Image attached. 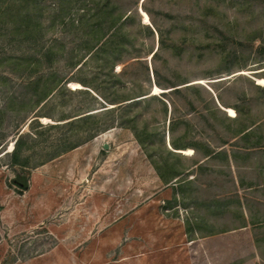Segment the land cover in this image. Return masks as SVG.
Wrapping results in <instances>:
<instances>
[{
    "label": "rangeland",
    "instance_id": "rangeland-1",
    "mask_svg": "<svg viewBox=\"0 0 264 264\" xmlns=\"http://www.w3.org/2000/svg\"><path fill=\"white\" fill-rule=\"evenodd\" d=\"M34 4L0 30V264H264V0H110L103 35L105 0Z\"/></svg>",
    "mask_w": 264,
    "mask_h": 264
},
{
    "label": "trees",
    "instance_id": "trees-1",
    "mask_svg": "<svg viewBox=\"0 0 264 264\" xmlns=\"http://www.w3.org/2000/svg\"><path fill=\"white\" fill-rule=\"evenodd\" d=\"M36 0H0V30L1 27L6 25V21L11 23V29L7 32V35H9L12 38L19 37L20 40L25 39H32L34 35L37 33V16L39 14L36 5L34 4ZM106 5L104 7H97L96 11L89 15L87 17V14L84 13L83 15H80V26L86 27L88 26L90 20L95 22V27L93 31L95 30L94 34H101L103 35V29H104V24L105 21H109L110 25H115L118 24L119 21L122 19L123 15L118 14L117 16H114L113 11L115 9H112V12H107L105 10V7L108 6L110 3V0H105ZM111 14V15H110ZM92 31V32H93ZM27 57L22 56L21 61L24 63L26 62ZM236 110V109H235ZM237 111V110H236ZM255 126V125H253ZM253 126H250L247 129L239 130L240 133L242 134L241 140L242 141H247L250 138V133L260 125L256 126L255 128L251 129ZM21 141V140H20ZM18 142L16 145V149L12 155V164L15 165H23L20 163L19 160V154L21 151V142ZM140 141V139H139ZM237 141H234L233 143L230 144L233 145ZM229 144V143H228ZM227 143L225 145H228ZM234 146V145H233ZM220 156H224V158H227V154L225 151H220L219 153H206V157L202 161L203 164L207 162L208 160H211L213 158ZM151 162L154 164V166L158 169V163L156 160L153 159L152 155H149ZM202 165V164H201ZM200 165V166H201ZM180 175V174H179ZM14 184L21 189H27V178L21 175H16L14 178ZM255 225V224H254Z\"/></svg>",
    "mask_w": 264,
    "mask_h": 264
},
{
    "label": "crops",
    "instance_id": "crops-1",
    "mask_svg": "<svg viewBox=\"0 0 264 264\" xmlns=\"http://www.w3.org/2000/svg\"><path fill=\"white\" fill-rule=\"evenodd\" d=\"M203 165V162H202ZM249 225V222L246 223V225L242 226V228H247V226Z\"/></svg>",
    "mask_w": 264,
    "mask_h": 264
}]
</instances>
